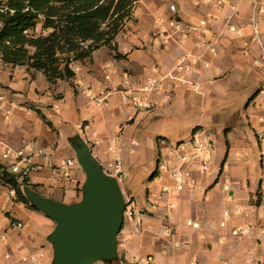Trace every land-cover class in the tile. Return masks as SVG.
Returning <instances> with one entry per match:
<instances>
[{
  "label": "crops",
  "instance_id": "0c3cea01",
  "mask_svg": "<svg viewBox=\"0 0 264 264\" xmlns=\"http://www.w3.org/2000/svg\"><path fill=\"white\" fill-rule=\"evenodd\" d=\"M256 2V7L240 4V13L232 15L210 0H139L132 21L113 42L117 51L104 46L74 62L72 81L51 85L43 73L9 67L0 59V152L6 145L34 156L39 170L28 179L30 189L73 204L80 200L86 175L78 164L69 178L61 168L66 160L77 162V150L89 149L113 177L117 161L123 163L121 188L135 199L136 215L125 220L118 254L109 264H145L147 258L154 264H264L259 142L264 105L256 106L264 101V63L251 26L255 18L264 44V0ZM171 4L177 5L184 24L217 18L208 29L211 38L219 36L217 55L201 57L204 49L194 46L193 37L184 44L158 38L159 20L171 16ZM190 50L201 57L198 71L188 75L201 84V93L165 80L149 112L124 99L127 80L140 88L166 74ZM104 93L108 97L99 105L96 99ZM239 100H248L250 130L245 135L236 127ZM199 126L222 130L226 150L220 139L215 169L200 187L164 195L161 185L166 181L157 175L160 152L172 141L187 140ZM248 141L256 143L257 158L247 150ZM54 228L53 220L19 201L15 189L0 182V264H53Z\"/></svg>",
  "mask_w": 264,
  "mask_h": 264
},
{
  "label": "trees",
  "instance_id": "16d2710c",
  "mask_svg": "<svg viewBox=\"0 0 264 264\" xmlns=\"http://www.w3.org/2000/svg\"><path fill=\"white\" fill-rule=\"evenodd\" d=\"M137 1L0 0V59L9 67L43 73L51 85L72 81L74 62L104 46L117 51L113 42ZM28 179L0 168V182L15 189L18 200L26 204L30 202L23 188H32Z\"/></svg>",
  "mask_w": 264,
  "mask_h": 264
},
{
  "label": "built area",
  "instance_id": "2783aa9c",
  "mask_svg": "<svg viewBox=\"0 0 264 264\" xmlns=\"http://www.w3.org/2000/svg\"><path fill=\"white\" fill-rule=\"evenodd\" d=\"M218 8H227L231 14L240 13L239 5L242 3H251L255 7L256 0H210ZM137 2L129 9L124 19V25L132 21L133 12ZM170 17L161 18L159 20L158 38L162 42L175 41L184 44L190 37L194 38V46L203 48V57L207 52L217 55L219 36L211 38L209 34V26L217 22V18L210 16L202 19L198 25L184 24L178 19V8L176 4L169 7ZM232 18V17H231ZM251 26L256 41L261 45L262 56L261 62L264 63V44L260 40V25L253 18ZM40 33V29L35 30ZM238 34H242L238 31ZM179 36V38L177 37ZM192 50L181 57L174 67L166 74L158 78L150 79L140 88L132 86L127 80L123 89L124 99L130 101L133 108L138 111H151L154 103L151 100L153 95L160 92L165 80L173 82L174 86L184 85L190 87L193 91L201 93L202 86L197 81L188 77L198 71L197 59ZM204 67L209 68L210 63L204 62ZM103 99H96L101 105L107 99V94H102ZM4 100L0 95V102ZM259 142L261 146V157L264 161V132L259 134ZM39 154H43L42 151ZM216 143L210 131L202 126L192 130L189 138L184 141L172 145L165 151L160 152L157 160V175L166 181L162 186L164 195H174L187 190H194L201 186L202 182L210 176L215 169ZM34 156L27 154L24 150H12L9 146L4 145L0 152V168L7 170L9 173L18 176L21 180L29 178L38 172L39 168L33 162ZM77 162L73 159L66 160L61 170L65 173V177H70V169L76 166ZM125 174L124 165L121 161H117L115 165V178L121 185L122 176ZM109 175V174H108ZM111 176V175H110ZM126 208L124 211L125 220H134L136 215V201L133 197L126 195L124 192ZM13 226L23 229V224H14ZM264 236V233H263ZM264 238V237H263ZM264 243V239H263ZM142 261V260H141ZM145 264H154L150 258L143 260Z\"/></svg>",
  "mask_w": 264,
  "mask_h": 264
},
{
  "label": "water",
  "instance_id": "95a60500",
  "mask_svg": "<svg viewBox=\"0 0 264 264\" xmlns=\"http://www.w3.org/2000/svg\"><path fill=\"white\" fill-rule=\"evenodd\" d=\"M76 160L86 175L78 202L55 201L30 188L25 195L55 223L50 236L53 264H109L118 254V236L125 224L123 190L89 149L77 150Z\"/></svg>",
  "mask_w": 264,
  "mask_h": 264
},
{
  "label": "rangeland",
  "instance_id": "374dc122",
  "mask_svg": "<svg viewBox=\"0 0 264 264\" xmlns=\"http://www.w3.org/2000/svg\"><path fill=\"white\" fill-rule=\"evenodd\" d=\"M4 92L5 91L3 90V93ZM247 101H246V103H245V101L244 102H240V100L238 102L239 103L238 107H239V109L241 111V115H240L241 119L239 120V124L236 125V127H238L239 132L242 133L243 135L248 134L249 130H250V126L248 124L249 121L247 119V111H246V108H245V106L247 104ZM260 105L263 106L264 105V101H260V102H258L256 104L258 109H260ZM210 131H211L212 135L214 136V138L216 139V144L220 143V139H221L222 140V144L224 145L225 150H226L224 132L222 130L220 131L219 129L218 130L212 129ZM177 143H178V141H176V142L172 141L171 143H168L167 148L171 147L172 145H176ZM247 150L251 151L253 157H255V158L258 157L259 149H258V147H257V145H256V143L254 141H252V142L248 141ZM234 160H235V158H234ZM156 183L161 185V181L156 180ZM149 184H150V181L146 182L145 185H149ZM161 187H162V185H161ZM81 197H82V193L80 194L79 199H81ZM94 264H105V263L99 261V262H96Z\"/></svg>",
  "mask_w": 264,
  "mask_h": 264
}]
</instances>
